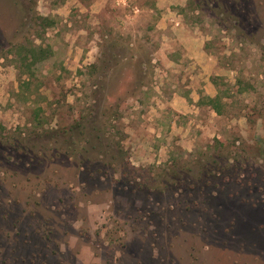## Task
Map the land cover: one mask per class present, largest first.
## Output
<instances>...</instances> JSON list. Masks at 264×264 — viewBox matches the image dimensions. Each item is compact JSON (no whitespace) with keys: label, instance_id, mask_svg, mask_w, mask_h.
I'll list each match as a JSON object with an SVG mask.
<instances>
[{"label":"rangeland","instance_id":"374dc122","mask_svg":"<svg viewBox=\"0 0 264 264\" xmlns=\"http://www.w3.org/2000/svg\"><path fill=\"white\" fill-rule=\"evenodd\" d=\"M0 264H264V0H0Z\"/></svg>","mask_w":264,"mask_h":264},{"label":"trees","instance_id":"16d2710c","mask_svg":"<svg viewBox=\"0 0 264 264\" xmlns=\"http://www.w3.org/2000/svg\"><path fill=\"white\" fill-rule=\"evenodd\" d=\"M32 18L31 19L33 21L34 26H35V23H40L41 27H50L54 23V21L52 19L40 16L38 14L32 16ZM31 50H33V51H31V54H33V58H34L33 61H36V62L41 61L43 58H46L48 56V53L51 52L49 47L41 48L40 46H36V47L34 46ZM27 66L30 67L29 64ZM206 98H207V101L209 102V104L211 105V107L213 109H215V111L218 112V108L216 107V99L218 97L215 96V97H206ZM218 170H220V169H218ZM168 184H169V182H168Z\"/></svg>","mask_w":264,"mask_h":264},{"label":"crops","instance_id":"0c3cea01","mask_svg":"<svg viewBox=\"0 0 264 264\" xmlns=\"http://www.w3.org/2000/svg\"><path fill=\"white\" fill-rule=\"evenodd\" d=\"M186 43L190 42L188 40H185ZM187 56L190 58V64L194 63V64H198L200 65V68H205L206 67V58H205V54L203 52L202 49L200 50H197L196 52H192V51H189L187 53ZM205 66V67H204ZM200 70V69H199ZM191 83H194V79ZM206 85H209V82H206ZM203 87H206V86H203ZM188 89H191L192 88V92H189L187 94H185L187 97H192L193 98V84H190L189 86H187ZM183 101L185 100V97L182 98ZM182 99L180 100V102L182 101ZM197 99H194L193 98V101H195Z\"/></svg>","mask_w":264,"mask_h":264}]
</instances>
